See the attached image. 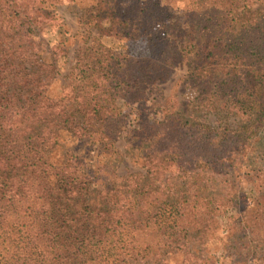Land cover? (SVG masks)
I'll return each instance as SVG.
<instances>
[{
  "label": "trees",
  "instance_id": "1",
  "mask_svg": "<svg viewBox=\"0 0 264 264\" xmlns=\"http://www.w3.org/2000/svg\"><path fill=\"white\" fill-rule=\"evenodd\" d=\"M64 3L0 0V264L264 262V0H91L72 56Z\"/></svg>",
  "mask_w": 264,
  "mask_h": 264
},
{
  "label": "rangeland",
  "instance_id": "2",
  "mask_svg": "<svg viewBox=\"0 0 264 264\" xmlns=\"http://www.w3.org/2000/svg\"><path fill=\"white\" fill-rule=\"evenodd\" d=\"M91 4V0H65V3L63 5H60L57 10V17L52 18L49 24H46L43 33L45 36H48L51 34L52 31L56 30L57 24L62 22L69 30H70V39L69 44L70 48L72 50L71 56L73 55L76 48L83 43L85 40L84 34L86 29H89L92 27L91 22L88 20V15L90 14V11L88 10L89 5ZM94 33H97L94 28ZM101 41L108 47L118 49V50H124L130 54L133 55H139L144 54L146 52V46L145 42L142 40L138 41H129L126 39H119L117 37H107V36H100ZM72 60V59H71ZM72 64V62H71ZM69 65V64H68ZM67 69L62 70V74L66 73ZM183 74L182 70H177L175 74L170 77V79L164 84L163 88L164 94H167V91L171 92H184L186 94L188 92V88H185V85L182 82H178V76H181ZM56 89V86L54 87V91ZM167 90V91H166ZM165 96V95H163ZM129 106V105H128ZM127 106V107H128ZM133 105H131L132 108ZM137 109H145L144 104L138 103L136 104ZM207 120L212 119L210 115L208 117H205ZM232 122V121H231ZM264 148V147H261ZM249 166H254L255 164H262L264 165V161L255 160L252 158V162L248 161ZM238 165H235L236 167ZM258 167V166H257ZM245 171L243 172V168L236 167L234 172V177L236 178L237 183L239 186H243L241 189H238L236 191V208L238 210H242L245 206L244 202H247L248 204L251 203L252 199L254 198V195L256 193V188L253 184L248 185L249 181L246 179ZM247 172V171H246ZM228 174L230 175V172L228 171ZM247 198V199H246ZM237 212L232 215V212L227 213L225 212L224 215L221 217V226L217 230L214 238L209 241L208 246L205 254H208L211 259L215 261V263L221 262L224 260V258H228V255L223 252V250L226 248L223 241H228L230 238L231 230L233 227V223H235V215H241V212H244L242 210L240 213ZM238 227L237 223L236 226ZM234 227V228H235ZM255 236L254 233H250L249 236ZM243 234H238L235 238L240 239V237H243ZM229 237V238H228ZM227 239V240H226ZM248 240H250L248 238ZM251 241V240H250ZM249 241V242H250ZM234 244V243H232ZM236 246V244H234ZM251 251L250 253H253L255 251V247L252 246L248 249ZM248 251V253H249ZM244 256V255H243ZM258 258V257H254ZM255 259L251 258L249 262L246 261V264H254ZM257 264H264V262H257Z\"/></svg>",
  "mask_w": 264,
  "mask_h": 264
}]
</instances>
